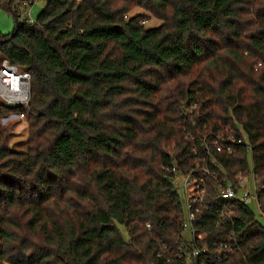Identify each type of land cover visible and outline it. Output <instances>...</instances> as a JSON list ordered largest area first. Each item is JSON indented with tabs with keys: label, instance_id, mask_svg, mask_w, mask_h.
<instances>
[{
	"label": "trees",
	"instance_id": "obj_1",
	"mask_svg": "<svg viewBox=\"0 0 264 264\" xmlns=\"http://www.w3.org/2000/svg\"><path fill=\"white\" fill-rule=\"evenodd\" d=\"M15 17L0 56L32 75L31 112L27 151L0 125V264H180L167 168L193 166L220 122L241 125L251 152L216 153L219 179L252 156L264 184V0H47L35 22ZM21 110L0 102V120ZM217 185L197 226L212 251L232 233L239 249L206 264H264V224ZM226 206L235 223L218 226Z\"/></svg>",
	"mask_w": 264,
	"mask_h": 264
},
{
	"label": "built area",
	"instance_id": "obj_2",
	"mask_svg": "<svg viewBox=\"0 0 264 264\" xmlns=\"http://www.w3.org/2000/svg\"><path fill=\"white\" fill-rule=\"evenodd\" d=\"M13 1L11 9L17 17H22L28 23L35 22L36 19L32 16L31 7L37 0ZM258 65L260 66L261 63ZM31 82L32 75L28 71L21 70L10 60L0 56V102L7 107L23 109L13 114L16 119L25 120L31 112ZM201 139L205 153L200 155L197 150L193 151L194 155L197 156L193 166L184 169L173 163L167 168V171L173 174L174 184L179 187L182 197L183 222L180 232L185 242L176 253L180 264H206L212 253L217 259H221L222 257L233 256L239 249L238 238L232 233L228 239L213 244L212 251L207 243L209 238L207 232L200 231L197 226L198 213L206 204L208 180L212 179L218 182L216 190L218 197L228 200L237 199L251 209L256 207L259 213V217H257L256 211L253 209L256 218L264 220V184L253 165V169L248 173H238L234 182L226 176L221 180L219 179L218 171L221 164L216 153L232 154L238 144H245L247 150L251 152L243 127L220 122L216 130L203 133ZM217 219L218 226L224 222H231L234 225L236 220L234 209L228 206L219 209ZM166 262L173 264V259L167 258Z\"/></svg>",
	"mask_w": 264,
	"mask_h": 264
},
{
	"label": "rangeland",
	"instance_id": "obj_3",
	"mask_svg": "<svg viewBox=\"0 0 264 264\" xmlns=\"http://www.w3.org/2000/svg\"><path fill=\"white\" fill-rule=\"evenodd\" d=\"M0 0V35L5 36L9 34H13L16 29V17L15 13L8 9L7 6L3 5V2ZM47 0H37L31 7V13L34 19L38 17V15L44 10V7L46 6ZM24 11V10H23ZM140 9H135L132 11V13L140 12ZM23 18L18 16V21H22ZM146 27H157L162 24L161 21L149 18L147 21ZM0 125L10 127V148L13 151H27L28 148V136H29V125L28 120H22L15 117V115L11 114L8 116L1 117ZM253 161L252 156L249 157V168H252ZM254 206V205H253ZM252 206V207H253ZM256 215L259 217V213L256 209ZM261 220V223L264 224V220ZM124 232V235L127 236L126 229L124 227L121 228Z\"/></svg>",
	"mask_w": 264,
	"mask_h": 264
}]
</instances>
